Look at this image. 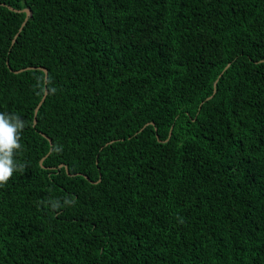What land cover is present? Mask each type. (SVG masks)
<instances>
[{
	"label": "trees",
	"instance_id": "1",
	"mask_svg": "<svg viewBox=\"0 0 264 264\" xmlns=\"http://www.w3.org/2000/svg\"><path fill=\"white\" fill-rule=\"evenodd\" d=\"M0 112V264H264V0H0Z\"/></svg>",
	"mask_w": 264,
	"mask_h": 264
},
{
	"label": "clouds",
	"instance_id": "2",
	"mask_svg": "<svg viewBox=\"0 0 264 264\" xmlns=\"http://www.w3.org/2000/svg\"><path fill=\"white\" fill-rule=\"evenodd\" d=\"M37 86L41 91L46 88L55 93L56 88L53 81L47 74L37 78ZM28 126V122L23 120L15 112H0V187H4L16 173H23L26 170V163L17 159V155L24 150L21 143L22 133ZM62 145H55L52 152L61 153ZM45 207H50L52 211H59L62 208L74 206L75 201L71 197L48 198L40 201Z\"/></svg>",
	"mask_w": 264,
	"mask_h": 264
},
{
	"label": "water",
	"instance_id": "3",
	"mask_svg": "<svg viewBox=\"0 0 264 264\" xmlns=\"http://www.w3.org/2000/svg\"><path fill=\"white\" fill-rule=\"evenodd\" d=\"M8 8H9L10 10H12V11L23 12V13L26 14V19H25V21L23 22L22 27H21V29H20V31H21L22 28H23V27L26 25V23L28 22L29 18L32 16V11H31L30 9H28V8H26V9H24V10H16V9H13L12 7H9V6H8ZM16 39H17V37L14 39L13 44L15 43ZM227 68H228V67H227ZM40 69H41L45 74L48 75V71H47L45 68H40ZM21 71H23V70H21ZM21 71H18V72H16V73H20ZM215 85H216V84H215ZM47 94H48V91H47V88H46V89H45L44 97L42 98L41 102L39 103V105L37 106V108H36V110H35L34 126L37 124V114H38V111H39L40 107H41L42 104L44 103ZM212 97H213V96H211L209 99H211ZM151 124H153V123H151ZM170 135H171V133H170ZM50 152H51V151H50ZM61 167H64V165H61ZM65 168H66L67 173H69V172H68V169H67L66 166H65Z\"/></svg>",
	"mask_w": 264,
	"mask_h": 264
}]
</instances>
